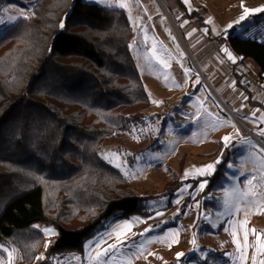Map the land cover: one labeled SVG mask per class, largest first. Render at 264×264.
<instances>
[{
    "label": "trees",
    "instance_id": "trees-1",
    "mask_svg": "<svg viewBox=\"0 0 264 264\" xmlns=\"http://www.w3.org/2000/svg\"><path fill=\"white\" fill-rule=\"evenodd\" d=\"M177 2L211 42L227 45L243 64L252 59L264 77V43L243 37L236 27L211 37L205 17L197 10L186 13L183 0ZM132 40L124 9L84 0H37L31 16L0 36V246L12 244L18 264L82 257L105 222L153 216L145 204L158 196L171 204L184 185L177 179L159 195H140L99 154L104 140L142 124L151 106ZM232 157L228 150L212 175L186 184L193 189L206 182L209 192ZM43 226L57 236L46 259L38 261L46 237L37 227Z\"/></svg>",
    "mask_w": 264,
    "mask_h": 264
},
{
    "label": "rangeland",
    "instance_id": "rangeland-1",
    "mask_svg": "<svg viewBox=\"0 0 264 264\" xmlns=\"http://www.w3.org/2000/svg\"><path fill=\"white\" fill-rule=\"evenodd\" d=\"M7 1L0 0V36L21 18L31 16L37 0H13L15 3L11 4ZM84 1L127 12L133 27L131 50L151 99L150 108L144 111V122L104 140L99 147L100 156L121 172L140 195H159L177 179L184 185L171 204L169 197L148 201L146 210L156 213L150 219L147 215L134 217L138 231H130L119 239L118 233L102 234L107 226L118 227L119 221L109 220L94 232V237L102 235L91 238L89 247L87 241L84 256H56L49 264H96L98 254L100 264H154L156 260L173 264H260L264 249L257 252L256 248L264 244V210L249 211L245 216L243 210L235 211V203L229 205L226 200L232 199L230 194L239 189L245 196L239 201L241 209H251L255 202L264 205V110L249 106L243 94L237 97V107L236 97L222 91L203 63L207 55H233L226 46L211 42L207 31L198 29L193 19L186 18L176 0ZM186 4L189 11L202 5L203 11L225 30L222 32L236 27L247 38L264 43V11H243L264 8V0H188ZM182 18L185 20L179 23ZM198 37L200 43L196 42ZM248 60L247 68L259 70L252 59ZM231 113L246 127L257 130L256 137L247 135L244 129L237 132ZM220 143L228 148L221 147L217 155H212ZM228 150L235 159L232 157L231 167L228 165L227 173L214 189L205 193L206 182L200 183L204 187L193 189L186 184L187 180L212 175ZM208 165H213V169L201 174L200 170ZM190 191L192 200L182 212ZM37 228L46 237L38 259L43 261L57 234L45 231L56 233L53 227ZM252 229L257 230L259 238ZM110 245L118 250L113 253ZM141 245L143 251L138 252ZM105 251L108 255H102ZM242 252L246 253L243 257ZM178 253L185 256L178 259ZM118 257L121 261L114 260ZM20 259L12 244L0 246V264H18Z\"/></svg>",
    "mask_w": 264,
    "mask_h": 264
},
{
    "label": "crops",
    "instance_id": "crops-1",
    "mask_svg": "<svg viewBox=\"0 0 264 264\" xmlns=\"http://www.w3.org/2000/svg\"><path fill=\"white\" fill-rule=\"evenodd\" d=\"M177 1V0H176ZM183 3H184V5H185V9H186V11H187V4L184 2V0H183ZM24 6L26 5V4H23ZM178 6H180V5H178ZM200 6V5H199ZM203 7H202V5L200 6V8H194V9H192V10H188L189 12H191V11H193V10H197V11H199L204 17H205V22L207 23V25H208V27H210V31H211V37H215V36H218V35H220L221 33H224V32H222V31H225V30H223L221 27H219L218 25H217V23L213 20V18H211L212 16L207 12V11H203V9H202ZM31 9H33V6H31ZM191 20V19H190ZM211 27H212V29H211ZM201 30V29H200ZM214 31H216V32H218L219 31V33H217L216 35L215 34H213V32ZM240 31V30H239ZM241 32L242 31H240V32H238V33H240L241 34ZM242 36H244L245 38H247L245 35H243V34H241ZM197 41V43H200L201 41H200V39H199V37H198V39H196ZM223 46H226V48L228 49V51H229V54L231 53L235 58H238V59H240V60H243V57H237V56H235L234 54H233V52L228 48V46L227 45H223ZM233 56H231V55H226V56H223V58H221V57H218V58H213L211 55H207L206 56V58H204V66H205V68H206V70H207V72H208V74H209V76L212 78V80L216 83V84H218L220 87H221V89H222V91H224L225 92V94H228L229 92H231L232 94L231 95H234L235 97H236V99L234 98V104L238 107L240 104L238 103V100H237V97L238 96H241V94H243L244 95V97H245V101H246V103L249 105V106H256V107H260L261 108V106L259 105H257V104H251L252 102H254V103H256L257 101L251 96V97H249V95L237 84V80H236V78H235V76H234V74L233 73H231L227 68H226V66H225V64H224V57H229V58H234ZM220 59L222 60L223 59V62H221L220 61ZM249 60L247 59L244 63L247 65V62H248ZM259 70H256L255 72H258ZM229 87H231V89L229 88ZM252 101V102H251ZM262 110H264L263 108H261ZM252 128V127H251ZM257 131V130H256ZM240 143V142H239ZM220 144H222V146L221 147H225V148H228L227 147V144L226 145H224L223 143H220ZM219 144V145H220ZM219 148V147H218ZM220 149V148H219ZM220 151V150H219ZM150 212H152V213H156V212H153V211H150ZM155 215V214H154ZM154 215L153 216H150L148 219H150V218H153L154 217ZM134 218V217H133ZM133 218H131V219H129V220H123V221H119L118 223H116V224H118L117 226V228L115 227H113L112 225L108 228V226L106 227V229L107 230H105L102 234H104V233H106V232H109V234H112V236L113 235H116V233H118V239L120 238V237H122V238H124L125 236H126V234L128 233V232H130V231H135V229H137V225H138V223L137 222H135V221H137L135 218L133 219ZM133 220H135V221H133ZM109 224H111V223H109ZM112 224H114V222L112 223ZM136 231H138V229L136 230ZM113 232H115V233H113ZM102 234H100V235H102ZM100 235H97L96 237H94V238H97L98 236H100ZM92 237V238H93ZM93 239H90L89 241H88V247L91 245V241H92ZM148 252H150V251H148ZM152 252V251H151ZM187 252V251H186ZM186 252H185V254H186ZM111 256H112V254H111ZM185 256V255H184ZM114 260H118V261H121V259L118 257V258H115ZM161 261H155V263L154 264H161V263H163V264H173L174 262L173 261H171V263H166L165 261H162L161 263H160Z\"/></svg>",
    "mask_w": 264,
    "mask_h": 264
},
{
    "label": "built area",
    "instance_id": "built-area-1",
    "mask_svg": "<svg viewBox=\"0 0 264 264\" xmlns=\"http://www.w3.org/2000/svg\"><path fill=\"white\" fill-rule=\"evenodd\" d=\"M184 20L185 18H182L179 23ZM224 64L239 79L241 87L251 93V96L264 107V77L258 72L251 71L238 58L224 57ZM231 115L237 132L239 128L244 129L247 135L256 137L255 129L246 127L237 115L233 113Z\"/></svg>",
    "mask_w": 264,
    "mask_h": 264
},
{
    "label": "snow or ice",
    "instance_id": "snow-or-ice-1",
    "mask_svg": "<svg viewBox=\"0 0 264 264\" xmlns=\"http://www.w3.org/2000/svg\"><path fill=\"white\" fill-rule=\"evenodd\" d=\"M184 2H185V3H188V0H184ZM120 7H124V5L121 4ZM243 11H244V14H248L249 12H253V11H264V8H261V9H255V10H250V9L244 8ZM243 18H244V17H243V15H242V16H241V19H243ZM2 22H3V21H0V23H2ZM182 26H183V25H182ZM61 27H63L62 24H61ZM224 51L227 52V49H224ZM197 83H199V81H197ZM261 135H264V132H261ZM227 140H228V138L226 137V138H225V143H227ZM213 167H214L213 165H208V166H206L205 169L200 170V171H201V174H203L204 172H207V171H211V170L213 169ZM229 167H231V165H229ZM186 175H187V173H186ZM252 179H254V177L249 179V181H248L249 185H251V183H252ZM199 187L202 188V187H204V185L201 184V185H199ZM230 195H231L232 199H230V200H226V204L232 205L233 203H235V211H236V212H239V211L243 210V211L245 212V216L248 215L249 211H255V212L259 213L260 211L264 210V205H261L259 202H255L254 206H253L251 209H248V208L241 209V208H240V205H239V201L244 200V199H245V196H244L243 193L240 192L239 189H236L235 192H234V193H231ZM248 203L252 204L253 202H252V201H248ZM45 231H46L47 234H49V235H55V234H56V233L54 232V230H51V229H48V230H45ZM250 231H251L253 234H257V230H255V229H252V230H250ZM247 234H248V233H247V231H246V232H245V239L247 238ZM257 235H258V238H259V234H257ZM91 247H95V245H93V246H91ZM109 247H110L111 249H113V253H114L115 251L118 250V249L116 248L115 245H110ZM262 249H264V244H261V245H259V246L256 248L257 252H260ZM5 251H7V249H5ZM137 251H138V252H142V251H143V246H142V245L139 246L138 249H137ZM100 255H101V254H98L96 264H100V258H99ZM102 255H108L107 251H105ZM152 255H154V254H152ZM183 255H184L183 253H178V254H177V258L179 259V257H180V256H183ZM241 255H242V257H243L244 255H246V253H245V252H242ZM39 258H40V257H37V259H39ZM104 264H107V261H104ZM260 264H264V260L260 261Z\"/></svg>",
    "mask_w": 264,
    "mask_h": 264
}]
</instances>
